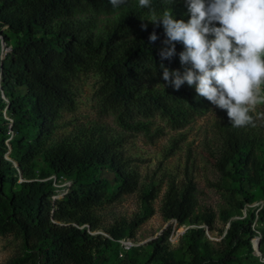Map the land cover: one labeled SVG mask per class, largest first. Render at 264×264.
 <instances>
[{"label": "trees", "instance_id": "16d2710c", "mask_svg": "<svg viewBox=\"0 0 264 264\" xmlns=\"http://www.w3.org/2000/svg\"><path fill=\"white\" fill-rule=\"evenodd\" d=\"M117 9L122 10L119 17L100 32L94 31V18L77 17L80 12ZM165 11L176 19L190 18L185 0H151V6L145 8L139 7V0H126L116 8L110 0H0V36L11 47L4 58L0 56V92L9 98L0 101L15 119L12 130L26 125L36 132L31 143L25 136L9 158L8 144L0 140V234L20 236L25 255L32 261L94 264L103 245L130 235L129 227L139 226L154 213L151 209L120 228L109 229L108 237L91 232L98 225L96 207L134 191L138 185L140 175L135 159L126 154L125 134L109 133L102 125L91 126L41 151L60 111L75 107L72 85L79 72L97 67L102 76V107L115 111L125 131L150 130L143 117L155 111L173 127H183L211 109L213 104L206 98L197 99L194 86L185 83L176 90L163 79L161 64L181 73L184 70L179 55L183 44H176L174 57L162 60L164 28L148 20ZM153 31L158 37L155 42L149 39ZM249 115L250 124L234 127L227 111L220 109L217 131L221 146L216 167L225 176L238 175L239 180L264 188V117L257 118L250 109ZM1 131L6 133L7 128ZM39 153L47 168L37 176L33 162ZM52 173L74 178L61 197L55 196L56 188L47 179ZM159 192L147 190L143 198L149 203ZM196 192V181L188 170L182 181L170 179L161 205L164 218L181 224L203 223L212 230L213 213L198 211ZM254 218L252 212L247 220L231 221L217 250L210 242H199L204 227L192 228L188 256L183 259L162 245L170 226L149 243L154 248L152 257L159 256L164 264L235 262L241 247L252 249L251 239L257 234L252 228ZM259 220L264 223V206ZM260 251L264 254V229Z\"/></svg>", "mask_w": 264, "mask_h": 264}, {"label": "rangeland", "instance_id": "374dc122", "mask_svg": "<svg viewBox=\"0 0 264 264\" xmlns=\"http://www.w3.org/2000/svg\"><path fill=\"white\" fill-rule=\"evenodd\" d=\"M121 9L113 12L94 13L90 11L78 13V18H94V31L108 29L121 14ZM0 37L1 59L7 53L6 42ZM3 40V41H2ZM3 42V43H2ZM4 44V48H2ZM9 47V46H8ZM102 76L96 66L81 71L74 78L72 89L76 104L74 109H63L55 121V128L49 135L43 152L46 148L55 145L68 136L81 134L82 129L102 125L112 134H125L126 154L135 159L139 172V181L136 189L116 199L105 200L96 207L97 227L91 230L93 234L104 237L111 236L109 229L120 228L125 222L129 223L137 215L147 214L153 209L139 226L128 228L131 234L119 241L103 245L97 253L94 264H164L159 257H152L153 246L151 241L158 240L171 226L166 241L162 243L167 251L176 258L188 256L189 244L192 242V228L204 227L205 232L199 242H210L211 248L219 249L221 241L229 223L237 220H247L251 213H255L252 228L257 230L259 238L263 234L264 223L259 220V211L264 206V188L248 181L238 179V175L225 176L216 167V160L221 146V138L217 131V122L220 119V109L212 105L204 115H197L190 123L183 127H173L160 112H153L143 119L149 121L150 130L125 131L117 122L115 111L102 107L99 86ZM2 82L0 81V89ZM262 99L250 110L257 118L264 117V84L261 85ZM9 100L6 94L0 92V99ZM6 104V103H5ZM0 101V140L8 144L9 153L19 150V143L26 136L29 143L36 135L33 127L21 125L19 130H12L15 119L9 114L6 105ZM7 128L6 133L1 131ZM24 130V131H20ZM174 141L176 148L173 150ZM16 146V148H15ZM173 150V151H172ZM262 155V153H261ZM33 169L37 176L46 170L42 161V154L33 162ZM196 181L198 211L213 213L212 230L207 224L179 223L174 219H165L161 205L167 182L175 179L180 182L184 179L185 171ZM47 179L52 180L56 188L55 196H63L73 183L72 177L50 174ZM23 178L19 175V181ZM159 189L155 200L147 202L143 196L145 191ZM255 237V236H254ZM253 238L251 239V243ZM240 256L235 262L227 264H255L264 262V254L243 246ZM0 264H40L32 261L25 255L23 240L13 233L0 234Z\"/></svg>", "mask_w": 264, "mask_h": 264}, {"label": "clouds", "instance_id": "9594fccd", "mask_svg": "<svg viewBox=\"0 0 264 264\" xmlns=\"http://www.w3.org/2000/svg\"><path fill=\"white\" fill-rule=\"evenodd\" d=\"M110 3L116 8L126 0ZM185 4L187 20L176 19L170 11L148 19L164 28L162 60L175 56L177 43L184 46L179 54L183 73L161 64L163 79L176 90L185 83L194 86L197 99L206 98L226 110L232 126H247L250 106L262 99L264 0H185ZM150 6L151 0H139V7ZM157 38L153 31L150 41Z\"/></svg>", "mask_w": 264, "mask_h": 264}, {"label": "bare ground", "instance_id": "6f19581e", "mask_svg": "<svg viewBox=\"0 0 264 264\" xmlns=\"http://www.w3.org/2000/svg\"><path fill=\"white\" fill-rule=\"evenodd\" d=\"M253 247L254 249L259 253L260 252V244H259V237L258 236H255L253 238Z\"/></svg>", "mask_w": 264, "mask_h": 264}, {"label": "built area", "instance_id": "2783aa9c", "mask_svg": "<svg viewBox=\"0 0 264 264\" xmlns=\"http://www.w3.org/2000/svg\"><path fill=\"white\" fill-rule=\"evenodd\" d=\"M0 37H2V36H0ZM2 39H3V38H2ZM2 41H3V40H2ZM2 43H3V42H2ZM2 48H4V44H2ZM10 50H11V47H10V46H9V47L7 46V53H8ZM7 53H6V54H7ZM5 56H6V55H5ZM66 192H67V191H66Z\"/></svg>", "mask_w": 264, "mask_h": 264}, {"label": "water", "instance_id": "95a60500", "mask_svg": "<svg viewBox=\"0 0 264 264\" xmlns=\"http://www.w3.org/2000/svg\"><path fill=\"white\" fill-rule=\"evenodd\" d=\"M16 166H17V163H16ZM57 197V196H56ZM260 240H261V237L259 238V244H260ZM256 251V250H255Z\"/></svg>", "mask_w": 264, "mask_h": 264}]
</instances>
